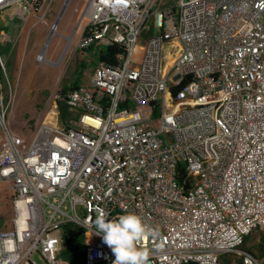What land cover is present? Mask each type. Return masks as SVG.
I'll return each instance as SVG.
<instances>
[{"label": "built area", "instance_id": "built-area-1", "mask_svg": "<svg viewBox=\"0 0 264 264\" xmlns=\"http://www.w3.org/2000/svg\"><path fill=\"white\" fill-rule=\"evenodd\" d=\"M46 1L0 0V12ZM156 2L87 1L77 48L121 49L27 145L9 124L0 52V180L13 189L0 264H112L100 211L158 230L138 245L148 264H263L242 245L264 229V0ZM68 224L84 230L81 262L63 255Z\"/></svg>", "mask_w": 264, "mask_h": 264}, {"label": "rangeland", "instance_id": "rangeland-1", "mask_svg": "<svg viewBox=\"0 0 264 264\" xmlns=\"http://www.w3.org/2000/svg\"><path fill=\"white\" fill-rule=\"evenodd\" d=\"M48 0L38 10L25 12L21 9L1 12L0 26L5 28L1 37L0 52L7 58L6 74L2 76L5 102L9 105V124L18 137L27 145L33 133L45 120H51L53 106L61 88L77 77L75 69L85 62L81 83H92L93 71L99 61L101 49L107 46L94 45L86 50L77 48L87 18L85 8L88 0ZM177 0H157L160 8ZM55 34L45 48L50 33ZM45 50L44 58L38 57ZM58 110V109H57ZM60 121V116H59ZM0 132V141H1ZM13 189L8 181L0 180V228L9 226L13 214L11 198ZM264 229L251 233L245 248H251L264 264V255L259 244ZM229 263H237V253L227 254Z\"/></svg>", "mask_w": 264, "mask_h": 264}, {"label": "clouds", "instance_id": "clouds-1", "mask_svg": "<svg viewBox=\"0 0 264 264\" xmlns=\"http://www.w3.org/2000/svg\"><path fill=\"white\" fill-rule=\"evenodd\" d=\"M92 224L114 255L112 264H148L149 251L138 245L158 235V230L145 223L140 215L128 212L108 219V213L100 211Z\"/></svg>", "mask_w": 264, "mask_h": 264}, {"label": "trees", "instance_id": "trees-1", "mask_svg": "<svg viewBox=\"0 0 264 264\" xmlns=\"http://www.w3.org/2000/svg\"><path fill=\"white\" fill-rule=\"evenodd\" d=\"M146 34H147V32H144L142 35V38L145 37ZM120 49H121V47L118 44L109 45V46H107V49H101V51L99 53V59L106 61V62H109V63H112L115 61V53L117 51H119ZM84 50H86V49H84ZM85 66H86L85 62H80L75 69V73L77 75L75 80L73 82H71L70 84H65L59 92L57 103H58L60 120H62V121H65V119L68 116L72 115V111H70L68 109V106L66 103L67 94L71 89H73V88L77 87L79 84H81V76H82V72H83V69ZM250 236H251V234L246 236L244 244L242 245V247L244 249L252 251L256 256H258L254 252L253 249L244 247V245L247 243ZM83 240H84L83 228H81L77 225H73V224L66 225L65 226V232H64L65 249H64L63 255L65 257L69 258L70 260H72L74 263L76 261L81 262L82 257H83V248H84L83 247ZM259 247H260V250L262 251V253L264 255V234L261 236ZM224 263L225 264H231L228 262L227 259H224ZM235 264H241V262L239 261Z\"/></svg>", "mask_w": 264, "mask_h": 264}, {"label": "crops", "instance_id": "crops-1", "mask_svg": "<svg viewBox=\"0 0 264 264\" xmlns=\"http://www.w3.org/2000/svg\"><path fill=\"white\" fill-rule=\"evenodd\" d=\"M48 1V0H47ZM47 1L45 2V3H47ZM20 9V7L18 6V5H13V6H11L10 8H7V9H4L3 11H1V12H4V11H7V10H14V9ZM1 12H0V17H1V20H3V25L5 24L4 23V18L1 16ZM2 26H0V44H2V43H4L3 42V40L5 39V36H4V38H2L1 37V33H3L4 32V29H6V27L5 28H1ZM2 54V53H1ZM3 56V55H2ZM3 58H4V60H5V63H6V60H7V58L5 57V56H3ZM81 84H84V83H81ZM57 106V107H56ZM58 109V103H56L55 102V104H54V106H53V110L51 111V112H53V111H55L56 112V116H53L52 117V119H55V120H57V117L59 118V115L57 116V112H59V109Z\"/></svg>", "mask_w": 264, "mask_h": 264}, {"label": "bare ground", "instance_id": "bare-ground-1", "mask_svg": "<svg viewBox=\"0 0 264 264\" xmlns=\"http://www.w3.org/2000/svg\"><path fill=\"white\" fill-rule=\"evenodd\" d=\"M68 2H69V0H67L66 3H68ZM54 34H55V30H52V32L50 33V36H49L48 41L45 43V48L49 45V42H50V40L52 39V37H53ZM45 50H46V49H44L43 52L40 53V55H39V56H40V58H39L40 60L45 59V58H44ZM51 114H52V117H53V116H56V112H55V111L51 112Z\"/></svg>", "mask_w": 264, "mask_h": 264}, {"label": "water", "instance_id": "water-1", "mask_svg": "<svg viewBox=\"0 0 264 264\" xmlns=\"http://www.w3.org/2000/svg\"><path fill=\"white\" fill-rule=\"evenodd\" d=\"M67 2V1H66ZM67 3H65V6H66ZM187 264H199L198 262H190V263H187Z\"/></svg>", "mask_w": 264, "mask_h": 264}]
</instances>
